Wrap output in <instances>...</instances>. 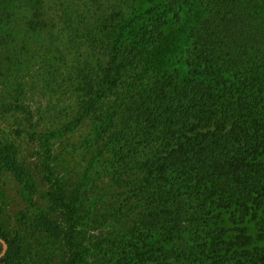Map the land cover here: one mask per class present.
<instances>
[{"label":"trees","instance_id":"obj_1","mask_svg":"<svg viewBox=\"0 0 264 264\" xmlns=\"http://www.w3.org/2000/svg\"><path fill=\"white\" fill-rule=\"evenodd\" d=\"M100 1L0 0V77L20 93L29 62L44 55L52 68L56 45L91 22L97 45L103 28L114 27V18L96 17ZM147 1L129 23L136 24L130 42L122 41L126 24L98 46L101 63L75 72L85 98L53 135L77 128L132 74L137 99L131 116L105 143L115 184L126 172L141 175L137 194L148 208L141 215V247L129 248L135 264H264V31L256 33L264 21L256 26L237 0ZM258 1L263 8L264 0ZM170 25L185 34L176 57L165 35ZM156 53L160 69L143 84L137 67ZM0 165L30 193L29 173L14 145L0 147ZM52 183L48 199L64 221L59 226L44 218L45 229L61 237L64 264H78V202ZM0 239L7 247L0 264H14L19 236L4 232Z\"/></svg>","mask_w":264,"mask_h":264},{"label":"rangeland","instance_id":"obj_2","mask_svg":"<svg viewBox=\"0 0 264 264\" xmlns=\"http://www.w3.org/2000/svg\"><path fill=\"white\" fill-rule=\"evenodd\" d=\"M199 1L205 4L209 0ZM237 1L255 20L256 26L262 28L264 7L260 2ZM99 5L96 17L114 18V27L103 28L97 45L93 43L90 26L94 22H91L81 28L76 37L63 34L62 42L50 55L52 68L45 63L44 55L29 62L27 69L21 72L25 79L20 93L0 77V147L14 145L18 162L29 173L31 187L27 193L0 165V234L5 232L20 238V254L14 264H64L66 261L67 250L61 237L54 231L49 233L44 224V218L59 226H63L64 221L62 212L48 199L53 190L52 182L62 184L67 195L78 202L76 241L81 252L78 264H118L119 260L122 264L136 263L135 250L129 248L131 243L141 247V215L147 203L137 194L141 175L137 171L126 172L121 183L115 184L110 171V147L105 143L107 134L120 129L131 116L132 99H137L130 84L134 76L129 73L100 110L88 115L77 128L53 135L75 117L85 98L81 92L83 78L77 79L75 72L101 63L104 58L98 46L107 36L115 38L118 28L126 24L122 41L130 42L136 24L130 27L129 23L143 13L149 3L147 0H101ZM85 29L91 31L86 33ZM259 31L264 29L256 33ZM165 35L176 57L184 45L185 34L176 25H170ZM159 56L151 54L141 60L136 71L145 76L143 84L151 80L146 78L157 69ZM25 58L30 60L29 56ZM162 68L172 70L174 64ZM187 233L191 238L190 228ZM183 245L184 241H180L179 246ZM2 252L0 243V255Z\"/></svg>","mask_w":264,"mask_h":264},{"label":"water","instance_id":"obj_3","mask_svg":"<svg viewBox=\"0 0 264 264\" xmlns=\"http://www.w3.org/2000/svg\"><path fill=\"white\" fill-rule=\"evenodd\" d=\"M0 243L2 244V246H3V252H2V254L0 255V256H2L3 255V253L5 252V250H6V244L0 239Z\"/></svg>","mask_w":264,"mask_h":264}]
</instances>
